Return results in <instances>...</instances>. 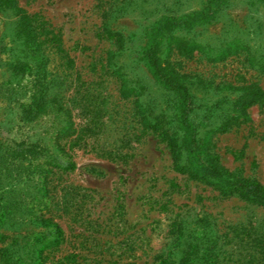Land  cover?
Returning a JSON list of instances; mask_svg holds the SVG:
<instances>
[{"label": "rangeland", "instance_id": "obj_1", "mask_svg": "<svg viewBox=\"0 0 264 264\" xmlns=\"http://www.w3.org/2000/svg\"><path fill=\"white\" fill-rule=\"evenodd\" d=\"M207 1L17 0V8L36 17L39 39L45 40L49 92L71 110V134L58 141L64 153L53 143L61 127L54 111L31 121L21 117L28 94L10 68L34 61L17 34L16 10L0 8V159L15 145L38 143L56 156H69L76 166L40 180L36 173L27 175L26 161L0 164V232L34 228L31 213L41 202L54 201L50 214L65 233L62 254L90 248L101 252L88 255L100 264H158L168 254L177 264L187 246L199 242L211 248L207 264H246L247 235H264V209L237 197L221 198L175 172L165 144L140 121L168 115L171 95L137 59L132 41L141 26L199 11ZM104 26L121 33L129 49L117 53ZM195 41L213 48L235 41L247 49L220 61L176 51L169 59L185 77L196 106L222 103L216 118L200 125L201 136L226 115L237 117L229 132L210 142L220 164L264 186V99L245 116L231 107L246 93L244 87L256 84L264 92V71L251 62V56L264 55V3L227 0ZM108 68L135 89L131 96L122 97V80Z\"/></svg>", "mask_w": 264, "mask_h": 264}, {"label": "trees", "instance_id": "obj_2", "mask_svg": "<svg viewBox=\"0 0 264 264\" xmlns=\"http://www.w3.org/2000/svg\"><path fill=\"white\" fill-rule=\"evenodd\" d=\"M253 1L264 3V0ZM226 3L227 0H208L205 7L199 11L179 17H162L141 26L136 40L132 41L133 47L139 49L137 59L153 75L156 84L170 93L171 98L168 103V115H158L151 120L141 118L140 121L146 130L165 144L175 172L188 180L212 188L221 198L237 197L247 204L264 209V186L254 179L240 177L228 171L220 164L219 157L211 151V140L216 135L229 132L237 117L226 115L220 123L208 128L201 136L200 125L206 126L216 118L223 109L222 103L205 105L202 108L196 106L185 84V77L175 70L169 59L172 52L176 51L184 56L200 52L210 61H220L237 54L239 50H247L235 41L214 48L195 41V37L201 35L206 26L216 20L217 15L226 7ZM16 5L17 0H0V8L16 10L17 34L23 40L22 45L28 52L29 59L34 61L33 64L17 61L10 68L13 80H16V84L23 92L25 91L23 95L28 94L26 103L22 104L21 117L31 121L54 111L56 117L61 119H58L61 127L54 135L53 143L64 153L58 141L71 134L73 125L71 110L64 108L58 98L49 92L46 69L48 60L46 48L43 46L45 40L39 39L41 33L36 17L17 8ZM103 30L106 38L113 42L117 53L129 49L121 33L108 30L105 26ZM257 59L251 56V62L264 71V55ZM110 71L108 68L107 73L122 80V97L131 96L135 89L126 85L125 77L116 70ZM197 84L204 86L200 80ZM242 90L246 93L232 102L231 107L232 111L245 116L247 108L264 99V92L256 84ZM8 161L17 166L26 161L29 164L27 175L36 173L40 180L47 179L46 176L53 170L68 173L76 168L69 156H56L38 143L26 146L20 143L8 148L0 159V164L8 165ZM44 190L46 191V188ZM56 204L54 201L40 203L39 210L32 212L29 218L30 223L35 226L32 229H16L11 235L0 232V264H100L99 260H89V254L101 256V252L90 248H76L62 254L65 233L50 214L51 208ZM6 215L7 213H3L2 217ZM177 229L178 236L181 237V228ZM247 238L249 241L246 245V264H264V235L253 231ZM203 245L199 242L188 245L177 264H195L199 261L209 263L212 259L211 248ZM158 264H171L169 255H163Z\"/></svg>", "mask_w": 264, "mask_h": 264}]
</instances>
